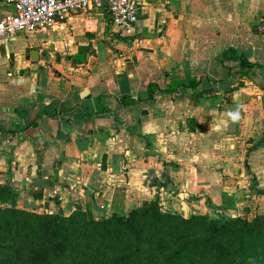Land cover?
Returning <instances> with one entry per match:
<instances>
[{
    "label": "crops",
    "instance_id": "1",
    "mask_svg": "<svg viewBox=\"0 0 264 264\" xmlns=\"http://www.w3.org/2000/svg\"><path fill=\"white\" fill-rule=\"evenodd\" d=\"M132 1L129 30L96 5L0 47V187L65 215L264 202V0Z\"/></svg>",
    "mask_w": 264,
    "mask_h": 264
},
{
    "label": "rangeland",
    "instance_id": "2",
    "mask_svg": "<svg viewBox=\"0 0 264 264\" xmlns=\"http://www.w3.org/2000/svg\"><path fill=\"white\" fill-rule=\"evenodd\" d=\"M7 195V191L2 193L1 196L3 198L0 203V209H10L12 206L11 200L8 199ZM145 202L156 204L157 209L155 208L153 210L152 207L145 204ZM181 204L182 203L176 200L167 202V200H161L157 197L151 200H144L140 203L121 200L117 201L115 204L112 203L109 209L106 207L100 208V205L86 208L77 207L67 215H65L59 207H49L47 203H44L43 207H16L22 209L26 214L44 215L61 213L65 217H68L70 214L72 215L73 212L80 211L83 215L77 213L75 218L67 220L62 230L66 231L69 236L82 233L83 237L81 241L78 242V248L87 249L88 247L92 249L94 247H100L99 258L101 260L111 252H120L122 249L131 246L130 241L132 240V232L127 227L128 223L124 221L131 208L141 209L133 223L136 231L142 230L141 237L146 236V238L152 239L151 243L145 244L139 242L138 244L141 248V252L139 253L140 256L137 257L138 260H141L140 264H181L177 262L167 263L168 261H166V259L169 255V250L175 247L172 246V243H174L172 239L181 240L188 235H191L198 243V263L215 264V259L210 257L213 248L210 246L212 241L208 240L209 224L210 221L222 224L227 217L235 220V223L232 224L236 234L234 237L235 240L238 241L240 236L252 237V234L256 233L264 242V219H259L264 217V202H254L253 205L243 207L232 215L224 214L222 208L216 205L208 207L209 209L207 211H200L196 208L197 206L193 207V211H187V209H181ZM166 215L174 217L171 219L170 217H165ZM30 218L31 217L28 215H20L18 217L20 221ZM178 218L186 222L178 225L176 222ZM108 219H110L108 226L109 234L101 239L98 235L101 226L93 224L91 221L100 224L101 221ZM244 223H247V226L241 229L240 227ZM18 241H22V239ZM222 242L226 243L227 238H224ZM70 244L72 245V243ZM3 245L4 243L0 241V251H5L9 254L10 258H12L14 253H11L10 250L6 251ZM257 250L261 256L254 257V254L247 255L243 263H241L239 259L234 260L228 255L224 261H226V264H264V245L257 247ZM201 254H203L202 257H200ZM146 255H148V262L144 259ZM1 257H3V255L0 253V260ZM0 264L7 263L0 262Z\"/></svg>",
    "mask_w": 264,
    "mask_h": 264
},
{
    "label": "trees",
    "instance_id": "3",
    "mask_svg": "<svg viewBox=\"0 0 264 264\" xmlns=\"http://www.w3.org/2000/svg\"><path fill=\"white\" fill-rule=\"evenodd\" d=\"M229 56L237 59L243 67H261L258 64L250 62L243 55H234V50L228 49L223 52L222 57ZM264 68V67H262ZM7 191L8 199L11 200L12 206L10 209H0V241L4 243L3 248L6 251H11L14 256L10 258L9 254L5 251H0L3 255L1 263L9 264H140L138 260L141 248L138 246L139 242L145 244L151 243L152 239L142 236V230L136 231L133 225L135 217L140 213L141 209L131 208L125 222H127L128 229L132 232L131 246L122 249L120 252H111L103 260L99 258L100 247L94 248H78V242L83 237L82 233L69 236L62 228L67 223V220L75 218L80 211L73 212L68 217L63 216L61 213L57 214H26L15 206V192L10 186L0 187V203L2 201V193ZM154 210L157 205L154 203H146ZM20 215H28L30 219L20 221ZM162 215V214H161ZM164 216V215H162ZM165 217L174 216L166 215ZM259 219H264L261 217ZM109 220H103L100 224L92 222L93 224L100 225L99 238L106 237L109 234L108 226ZM13 221V222H12ZM177 224L185 223L186 221L178 218ZM235 220L227 217L222 224L210 221L208 240H211L210 246L213 252L210 257L215 259V264H226L225 258L230 256L234 260L243 263L245 256L253 255L254 257L261 256L258 253L257 247L264 245V242L259 238L258 234L253 233L252 237H239L238 241L234 239L236 236L232 224ZM246 224V225H244ZM241 225V229L247 226V223ZM119 232V231H116ZM227 238V242L223 243L222 240ZM22 239V241H18ZM175 246L169 250V255L166 259L167 263L177 262L181 264H200L198 254V243L191 235L185 238L172 239ZM72 243V245L70 244ZM227 244V245H226ZM203 254L200 255L202 257ZM148 262V255L144 257Z\"/></svg>",
    "mask_w": 264,
    "mask_h": 264
},
{
    "label": "built area",
    "instance_id": "4",
    "mask_svg": "<svg viewBox=\"0 0 264 264\" xmlns=\"http://www.w3.org/2000/svg\"><path fill=\"white\" fill-rule=\"evenodd\" d=\"M0 4L13 9L0 18V47L12 37L51 28L96 5L107 10L110 23L121 31L131 29L137 20V5L132 0H0ZM51 195L61 202L56 189Z\"/></svg>",
    "mask_w": 264,
    "mask_h": 264
}]
</instances>
